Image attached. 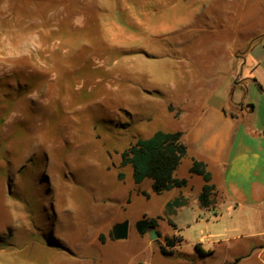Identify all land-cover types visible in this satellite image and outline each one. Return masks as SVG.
<instances>
[{
	"label": "rangeland",
	"instance_id": "obj_1",
	"mask_svg": "<svg viewBox=\"0 0 264 264\" xmlns=\"http://www.w3.org/2000/svg\"><path fill=\"white\" fill-rule=\"evenodd\" d=\"M259 21L264 0H0V264H229L226 242L212 240L238 247L234 219L195 215L190 202L192 223L174 229L167 200L188 188L154 193L121 157L177 129L176 101L209 78V42L248 48L235 24ZM176 173L189 175L185 161ZM145 217L182 238L170 253L134 228ZM124 220L128 236L104 241ZM63 242L80 250L55 261Z\"/></svg>",
	"mask_w": 264,
	"mask_h": 264
},
{
	"label": "crops",
	"instance_id": "obj_2",
	"mask_svg": "<svg viewBox=\"0 0 264 264\" xmlns=\"http://www.w3.org/2000/svg\"><path fill=\"white\" fill-rule=\"evenodd\" d=\"M263 28L264 22L261 21L246 32L245 30L240 31L238 25L235 24L233 31L236 38L241 36L250 39L261 35L262 39L248 46V48H245V42L227 44L222 48L209 42V78L198 84L199 88L196 94L184 93L176 101L179 106L183 107L180 115L176 118L178 121L177 129L164 130L182 131V139L187 146V154L182 158L181 163L186 162L189 172L193 158L203 160L210 174V183L215 185L214 202L210 208H205L198 199L205 180L198 174L194 175L200 176V179H194L190 172L187 177L178 176L176 173L178 166L174 171V176L186 178L187 184L182 187L188 189L180 190L175 196L167 200L168 204L169 201L181 197L178 205L168 208L167 212L172 217V220L169 221L176 230L190 225L192 218L189 217L190 214L186 210L184 211L190 202H193L195 215H201V212H209V215H212L215 212V217L220 220L224 219L225 213L228 218L234 219L237 226L235 229L237 228L239 231L237 236L240 238L238 247L231 241L228 234L221 240L218 238L212 240L213 243L226 242L227 250L233 255L229 264L250 263L256 258L260 264H264ZM239 48L244 49V55L242 61L235 65V62L231 63L230 59ZM224 64H226L225 67ZM243 65L248 66L247 73L244 72ZM239 66H242L240 74L237 70ZM149 179L152 188L153 180ZM173 188L175 187L170 189ZM149 218L156 217H145V219ZM228 218L226 219L228 220ZM114 225L106 233L107 238L104 241L117 239L113 235ZM134 228L137 230V223ZM157 229L160 231L159 218ZM147 230L150 233V240L156 242L159 248L164 245L163 239L166 235L178 237L177 234L171 235L161 232V236L152 237L150 227H147L143 232L138 230L137 232L143 234ZM229 230L230 228L225 227L226 233ZM54 236L62 240L58 237L59 235L54 234ZM30 244L29 246H31ZM175 245L166 247H170L169 250L172 251L171 248ZM34 246L32 245L30 248L31 257L34 253ZM50 249L52 252L48 250L55 261L61 260L62 262H66L69 255L80 250H75L73 246L65 242L53 245ZM19 252L21 253V251ZM203 253L205 254V251ZM24 254L27 253L24 252ZM31 260L30 258L27 261L22 259L20 262L36 264L35 261Z\"/></svg>",
	"mask_w": 264,
	"mask_h": 264
},
{
	"label": "trees",
	"instance_id": "obj_3",
	"mask_svg": "<svg viewBox=\"0 0 264 264\" xmlns=\"http://www.w3.org/2000/svg\"><path fill=\"white\" fill-rule=\"evenodd\" d=\"M261 39V35L253 37L250 45ZM186 154L187 146L182 139V131L157 130L148 138L136 139L133 144L125 149L122 152L121 165H131L133 178L137 183L145 178H151L153 191L161 193L172 187H181L187 184L186 178L174 176L175 169ZM189 172L201 175L205 180L198 199L203 207L210 208L214 202L215 185L210 183V174L207 171L206 163L203 160L193 158ZM119 178H124V173L120 172ZM180 199L181 197H177L173 201H169L168 207L178 205ZM148 221V227L155 228L158 235L161 236L157 229L158 218H149ZM164 240L167 246H174L176 241L182 240V238L166 235ZM166 245H161L160 249L163 253H170L171 251Z\"/></svg>",
	"mask_w": 264,
	"mask_h": 264
},
{
	"label": "water",
	"instance_id": "obj_4",
	"mask_svg": "<svg viewBox=\"0 0 264 264\" xmlns=\"http://www.w3.org/2000/svg\"><path fill=\"white\" fill-rule=\"evenodd\" d=\"M149 226L148 219H142L137 222V230L139 232H143L147 227ZM128 230H129V221L125 220L122 222H118L113 227V235L117 239H123L128 236ZM152 237H157L158 233L156 232V229L153 227H150Z\"/></svg>",
	"mask_w": 264,
	"mask_h": 264
}]
</instances>
